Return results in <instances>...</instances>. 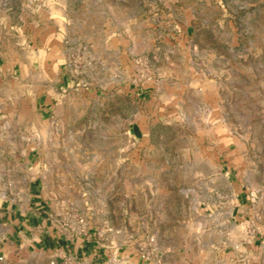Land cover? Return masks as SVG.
Here are the masks:
<instances>
[{
	"label": "rangeland",
	"instance_id": "rangeland-1",
	"mask_svg": "<svg viewBox=\"0 0 264 264\" xmlns=\"http://www.w3.org/2000/svg\"><path fill=\"white\" fill-rule=\"evenodd\" d=\"M0 104L71 250L0 264H264V0H0Z\"/></svg>",
	"mask_w": 264,
	"mask_h": 264
},
{
	"label": "crops",
	"instance_id": "crops-1",
	"mask_svg": "<svg viewBox=\"0 0 264 264\" xmlns=\"http://www.w3.org/2000/svg\"><path fill=\"white\" fill-rule=\"evenodd\" d=\"M2 121L6 118L2 119L0 115V225H5V238L8 243H20L28 248L36 246L52 251L60 247L66 259L67 253L71 252L69 243L54 234L55 227L48 214L51 203L44 196V179L34 166L38 162L32 163L29 157L19 158L17 153H8L17 150L19 142L16 139L9 141L8 129H2ZM242 207L243 201L239 199V209ZM82 248L83 264H110L111 260L104 254V245L92 237L83 239ZM135 256L129 257L132 264H141L140 260L135 262Z\"/></svg>",
	"mask_w": 264,
	"mask_h": 264
}]
</instances>
